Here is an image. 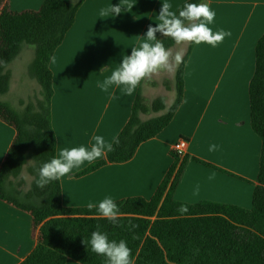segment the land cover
<instances>
[{
  "label": "crops",
  "instance_id": "1",
  "mask_svg": "<svg viewBox=\"0 0 264 264\" xmlns=\"http://www.w3.org/2000/svg\"><path fill=\"white\" fill-rule=\"evenodd\" d=\"M186 1L82 2L49 62L55 157L63 148L90 147L94 135L112 143L129 118L136 93L150 104L152 91L158 86L164 88L161 73L143 80L131 96L115 88L102 91L99 84L133 47L139 46L148 25L155 26L163 2L171 3L177 11ZM42 2L9 0V8L16 12L38 10ZM206 3L215 12L209 27L231 35L215 47L194 43L183 68L182 102L169 125L141 143L126 162L107 164L78 176L89 165L85 162L59 179L64 207L87 208L105 197L114 201L150 198L171 166L172 146L185 139V163L173 199L184 204L209 201L250 209L260 142L249 125L248 84L254 70V47L264 33V0ZM112 4H121L122 12L101 17L100 10ZM164 103L167 109L170 105L166 106L165 99ZM14 134L11 127L0 122V165ZM34 246L30 217L0 202V264H20ZM65 264L80 263L67 259Z\"/></svg>",
  "mask_w": 264,
  "mask_h": 264
},
{
  "label": "trees",
  "instance_id": "2",
  "mask_svg": "<svg viewBox=\"0 0 264 264\" xmlns=\"http://www.w3.org/2000/svg\"><path fill=\"white\" fill-rule=\"evenodd\" d=\"M83 1L43 0L38 10L16 12L9 8V0H0V96L8 90L10 72L6 67L22 44L33 47L28 75L40 88L33 102H19L23 106L20 112L0 101V122L15 133L0 165V202L30 217L35 239L33 250L20 264H65L67 259L80 264H106V257L92 252L84 243L97 226L109 240L127 242L133 264H264V33L254 47V70L248 84L249 125L260 142L250 209L209 201H175L172 195L185 158L179 160L173 152L171 166L150 198L114 201L120 212L117 225L100 216L95 207H64L59 180L43 189L37 187L38 168L56 153L50 123L49 62ZM200 2L206 0H187L178 7L177 14L185 4ZM158 39L166 48L175 45L171 38ZM193 45H187L184 61L175 71L173 103L166 109L164 97L158 96L146 104L137 92L128 120L111 143L114 150L89 164L78 176L128 161L141 143L169 125L182 102L183 68ZM163 86L165 90L171 88L167 80ZM163 111L145 121L140 119L142 114ZM24 169L31 177L27 190L21 188ZM181 204L187 205V213L177 211Z\"/></svg>",
  "mask_w": 264,
  "mask_h": 264
},
{
  "label": "clouds",
  "instance_id": "3",
  "mask_svg": "<svg viewBox=\"0 0 264 264\" xmlns=\"http://www.w3.org/2000/svg\"><path fill=\"white\" fill-rule=\"evenodd\" d=\"M122 12L121 4L102 8L101 17L116 16ZM215 19V12L208 3H187L177 11L169 2H163L155 26L149 24L144 39L138 47L131 49L130 55L123 57L120 65L111 71L110 76L99 84L102 91L119 89L123 94L131 96L145 79H151L160 72L174 73L184 61L185 44L197 45L206 43L213 47L223 42L230 32L213 31L209 27ZM159 34V36L157 35ZM158 37L171 38L176 49L166 48L163 40ZM90 147L79 146L63 148L58 156L44 162L37 170L35 183L43 189L53 181L70 174L73 169L81 167L85 162L92 164L113 151V145L106 143L103 136L94 135ZM215 146H213L214 148ZM31 161V160H30ZM97 208L100 216L117 225L120 212L117 203L111 197H105L98 205L88 204V208ZM181 214L188 212L187 205L181 204L177 209ZM133 228L135 225L132 226ZM135 238V237H133ZM84 243L91 251L106 257V264H133L131 249L123 239L109 240L108 234L99 230L91 233L90 239Z\"/></svg>",
  "mask_w": 264,
  "mask_h": 264
},
{
  "label": "rangeland",
  "instance_id": "4",
  "mask_svg": "<svg viewBox=\"0 0 264 264\" xmlns=\"http://www.w3.org/2000/svg\"><path fill=\"white\" fill-rule=\"evenodd\" d=\"M176 45L173 49H176ZM186 50L187 44L182 46ZM33 47L27 44H22L17 56L9 63L6 69L10 72V80L8 84L7 92L0 96V101L7 103L11 108L20 112L23 106L19 105L20 101L27 103L34 101L35 97L38 96L40 88L35 80L28 75V66L33 58ZM160 79L169 81L171 89L166 91L162 86H158L152 91V98L163 96L166 101V106L171 105L175 99L174 90V73L160 72ZM165 111L161 112L164 113ZM161 113H147L140 118L145 120L146 118L155 117ZM20 178L24 182L22 190H27L31 181V177L28 176L25 169L20 175Z\"/></svg>",
  "mask_w": 264,
  "mask_h": 264
},
{
  "label": "built area",
  "instance_id": "5",
  "mask_svg": "<svg viewBox=\"0 0 264 264\" xmlns=\"http://www.w3.org/2000/svg\"><path fill=\"white\" fill-rule=\"evenodd\" d=\"M187 149V141L185 139H179L173 146L172 152L178 156L179 160L185 158Z\"/></svg>",
  "mask_w": 264,
  "mask_h": 264
}]
</instances>
